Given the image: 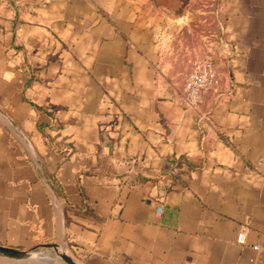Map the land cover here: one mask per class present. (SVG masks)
I'll use <instances>...</instances> for the list:
<instances>
[{
	"label": "crops",
	"instance_id": "obj_1",
	"mask_svg": "<svg viewBox=\"0 0 264 264\" xmlns=\"http://www.w3.org/2000/svg\"><path fill=\"white\" fill-rule=\"evenodd\" d=\"M206 53L216 89L189 109ZM45 243L264 264V0H0V245Z\"/></svg>",
	"mask_w": 264,
	"mask_h": 264
},
{
	"label": "built area",
	"instance_id": "obj_2",
	"mask_svg": "<svg viewBox=\"0 0 264 264\" xmlns=\"http://www.w3.org/2000/svg\"><path fill=\"white\" fill-rule=\"evenodd\" d=\"M216 71L213 59L206 53L190 64L179 89L180 102L189 109H197L204 98L216 89ZM237 242H244L243 230L237 233Z\"/></svg>",
	"mask_w": 264,
	"mask_h": 264
},
{
	"label": "water",
	"instance_id": "obj_3",
	"mask_svg": "<svg viewBox=\"0 0 264 264\" xmlns=\"http://www.w3.org/2000/svg\"><path fill=\"white\" fill-rule=\"evenodd\" d=\"M39 247L54 249L65 264H78L63 247L49 243L39 244L28 249H18L0 245V259L6 260L12 264H46L51 259L47 256H40L34 251Z\"/></svg>",
	"mask_w": 264,
	"mask_h": 264
},
{
	"label": "rangeland",
	"instance_id": "obj_4",
	"mask_svg": "<svg viewBox=\"0 0 264 264\" xmlns=\"http://www.w3.org/2000/svg\"><path fill=\"white\" fill-rule=\"evenodd\" d=\"M40 256H47L51 260L46 264H65L59 257V255L52 248L39 247L34 250Z\"/></svg>",
	"mask_w": 264,
	"mask_h": 264
}]
</instances>
